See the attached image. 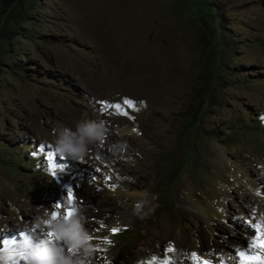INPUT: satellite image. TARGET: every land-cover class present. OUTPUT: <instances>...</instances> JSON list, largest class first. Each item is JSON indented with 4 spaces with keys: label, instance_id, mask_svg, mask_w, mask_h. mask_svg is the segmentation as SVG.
Here are the masks:
<instances>
[{
    "label": "rangeland",
    "instance_id": "374dc122",
    "mask_svg": "<svg viewBox=\"0 0 264 264\" xmlns=\"http://www.w3.org/2000/svg\"><path fill=\"white\" fill-rule=\"evenodd\" d=\"M83 118L105 137L62 159L55 129ZM69 190L94 264L237 261L264 227V0H0V264H27L36 216L71 222ZM138 193L147 211L126 205Z\"/></svg>",
    "mask_w": 264,
    "mask_h": 264
},
{
    "label": "clouds",
    "instance_id": "9594fccd",
    "mask_svg": "<svg viewBox=\"0 0 264 264\" xmlns=\"http://www.w3.org/2000/svg\"><path fill=\"white\" fill-rule=\"evenodd\" d=\"M54 147L62 159L82 162L91 144L103 140L106 129L102 122L83 118L77 121L75 129L60 126L55 129ZM84 217L74 209L70 223L52 218L50 213L36 216L31 222L33 233H39L36 243L32 235L21 238L27 256V264H94L96 246L91 243L84 227ZM49 232L54 233L50 242ZM53 241V239H51ZM104 264H111L105 260Z\"/></svg>",
    "mask_w": 264,
    "mask_h": 264
},
{
    "label": "bare ground",
    "instance_id": "6f19581e",
    "mask_svg": "<svg viewBox=\"0 0 264 264\" xmlns=\"http://www.w3.org/2000/svg\"><path fill=\"white\" fill-rule=\"evenodd\" d=\"M86 9V8H85ZM90 10V9H89ZM117 11V10H116ZM100 21V20H99ZM99 21H95L94 22V27L99 23ZM130 21V20H129ZM107 24V23H106ZM104 24V23H100L99 26L102 27L104 29V27H106L107 25ZM98 26V27H99ZM117 39V41L119 43L121 42H127L128 39H129V35L124 32L123 29L121 28H115L114 30H112V32L108 31V34L106 36V41H110V42H113V40ZM114 43V42H113ZM141 55V54H140ZM135 56V55H134ZM142 58V57H141ZM136 61V60H135ZM139 63V62H138ZM131 70V69H130ZM140 71L142 72L140 66L138 67H135V69L133 70V75L135 76L134 77V81L136 80V77H138ZM144 71H145V68H144ZM134 81H132V83H134ZM140 81V80H138ZM138 83V82H137ZM147 93V92H146ZM118 136L119 137H122L124 135H132L135 139H138L136 138L137 136V133H138V130L135 129L134 127H131V126H124L122 128H116L114 129ZM113 130V131H114ZM107 132V130H106ZM135 141V140H133ZM99 144H101V141L98 142ZM94 145V144H93ZM97 146V145H96ZM89 149V148H88ZM92 149V148H91ZM96 150V149H95ZM96 183V182H95ZM182 191L184 192V194L194 203H199L198 200L190 193L187 191V186L184 185L181 187ZM91 190H87L86 192V195L84 196V199L88 202V203H94L95 202V199L91 196ZM69 194L70 192L68 191L66 197H67V201L69 203V208L72 207L75 209V206L74 204H70L69 202ZM93 194V193H92ZM115 194V193H114ZM121 195V194H120ZM136 195V196H134ZM134 195H130V194H125L124 196V199L128 202H126L125 204L127 206H136L137 208H139L141 211H147L151 205V200H152V196L148 195V194H142V193H138V194H134ZM126 197V198H125ZM90 204V205H91ZM98 205V204H97ZM100 207H99V210L97 211V213H100L99 211L102 210V211H108L110 210V207L108 204L102 202L99 204ZM98 205V206H99ZM201 208L203 209V207L201 206ZM207 210V209H205ZM90 211V209H89ZM208 211V210H207ZM209 213V212H208ZM87 216V215H86ZM123 218V217H122ZM123 219H120V221H122ZM208 220V219H207ZM210 220V218H209ZM88 230V229H87ZM92 231H95L92 229ZM90 232H91V228H90ZM154 235H152V238H148L147 236L145 238H143V242H144V247L145 248H149L150 247V244L152 242L155 241V237H153ZM258 236H264V232H260L258 231L257 232V237ZM157 242V241H156ZM206 253V252H205ZM203 253V251L201 250H198L197 251V254L196 256L200 258L201 261H203V264H237V261L234 260L229 254L228 255H224V254H221V253H218V252H211L209 254H205ZM191 264H194V260Z\"/></svg>",
    "mask_w": 264,
    "mask_h": 264
},
{
    "label": "snow or ice",
    "instance_id": "6c2138e0",
    "mask_svg": "<svg viewBox=\"0 0 264 264\" xmlns=\"http://www.w3.org/2000/svg\"><path fill=\"white\" fill-rule=\"evenodd\" d=\"M124 105H126L129 108H133L134 104L132 101L125 99L124 100ZM105 109H112L114 110L116 115H121V116H126L127 113L125 111H123V108L120 104H113V105H109L107 103L104 104ZM70 194H69V202L70 204L73 203V195L71 194V190ZM58 207H60L58 205ZM59 213H53L52 214V218L53 219H57L58 218ZM74 215V208L70 207L68 209L65 210V214L63 216L64 220H69V218H71ZM104 226L101 225V228H103ZM109 231H111L113 234H115L116 232L119 231V229L117 228H112L109 229ZM257 231L260 232H264V227L262 228H258ZM49 237H50V242H54L51 240L52 237H54V233L49 232L48 233ZM0 244H2V242H0ZM169 251H172L171 248H169ZM236 255L239 257V259L237 260V264H264V236H258L255 237L252 241V243L250 244L249 248L245 251V250H239ZM11 259V257H10ZM193 260H194V264H203V261L200 260L199 257L195 256V254H193ZM151 264H158V262L156 260H153L151 262ZM163 264H171V261L165 260L163 261Z\"/></svg>",
    "mask_w": 264,
    "mask_h": 264
},
{
    "label": "water",
    "instance_id": "95a60500",
    "mask_svg": "<svg viewBox=\"0 0 264 264\" xmlns=\"http://www.w3.org/2000/svg\"><path fill=\"white\" fill-rule=\"evenodd\" d=\"M110 193H113L112 191H110Z\"/></svg>",
    "mask_w": 264,
    "mask_h": 264
}]
</instances>
